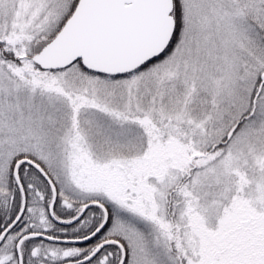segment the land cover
Here are the masks:
<instances>
[{
	"label": "snow or ice",
	"instance_id": "snow-or-ice-1",
	"mask_svg": "<svg viewBox=\"0 0 264 264\" xmlns=\"http://www.w3.org/2000/svg\"><path fill=\"white\" fill-rule=\"evenodd\" d=\"M0 264H264V0H0Z\"/></svg>",
	"mask_w": 264,
	"mask_h": 264
}]
</instances>
